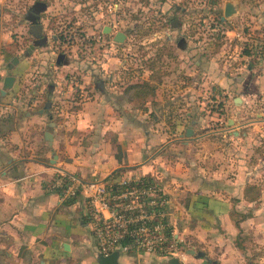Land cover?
<instances>
[{
	"label": "rangeland",
	"instance_id": "obj_1",
	"mask_svg": "<svg viewBox=\"0 0 264 264\" xmlns=\"http://www.w3.org/2000/svg\"><path fill=\"white\" fill-rule=\"evenodd\" d=\"M227 1L236 13L223 18ZM33 23L42 26L39 36L29 30ZM115 32L125 35L121 43L112 40ZM3 56L5 74L14 77L0 97L3 150L16 156L31 150L46 161L47 131L60 136L63 162L64 143L90 156L97 124L77 126L73 117L81 103L93 100L95 82L123 99L128 84L145 82L153 89L148 107L119 106L125 119L132 114L137 127L139 113L160 120L152 129L164 130L165 141L178 138L170 132L176 124L179 134L191 126L192 135L181 139L199 138L187 147L174 141V150L192 156L202 150L203 161L229 170L225 177L242 166L254 172L248 176L260 188L257 203L239 208L264 224V0H0V61ZM61 217L68 230L77 227Z\"/></svg>",
	"mask_w": 264,
	"mask_h": 264
},
{
	"label": "crops",
	"instance_id": "obj_2",
	"mask_svg": "<svg viewBox=\"0 0 264 264\" xmlns=\"http://www.w3.org/2000/svg\"><path fill=\"white\" fill-rule=\"evenodd\" d=\"M13 57L17 59L11 56L10 64ZM4 58L0 61V86L6 76ZM61 61L64 63L63 59ZM93 86V100L81 103L73 117L77 126L89 122L93 126L97 124L90 156L77 155V146L64 143L67 162H63L59 155L61 151L57 149L60 136L54 133H51L50 146L47 141V163L35 158L31 150L16 156L14 151L3 150L0 142V264H97L95 257L98 253L85 224L81 198L61 202L58 192L52 189L53 178L59 177L55 173H63L86 181L117 169L125 174L153 176L167 194L174 234L187 244L186 252L193 250V254L184 255L180 264H244L243 256L233 245L237 229L232 225L228 211L231 206L241 211L239 206L245 205L243 203L249 208L252 202L243 198V188L254 183L248 176L254 172L244 170L242 166L232 170L234 176L225 177L229 170L214 168L211 163L203 161L202 150L194 156L188 153V149L174 150V141L187 147L199 135L182 140L176 124L170 132L172 136L177 134L178 138L165 141L164 130L152 129L160 120L149 121L147 115L139 116V113L135 118L143 117V120L137 127L132 122L133 115L125 119L126 112L119 107L124 108L129 102L116 94H107V90L104 92L102 85L96 82ZM4 95L0 94V97ZM112 97L116 102L111 101ZM149 103L143 107H148ZM64 123L68 124V121ZM137 128H141V133ZM231 133L236 135L234 130ZM165 145L166 148H161ZM225 145L229 146V143ZM200 146L204 147L203 144ZM134 157H141V160L132 162ZM195 158L202 160L195 162ZM215 173L220 177L217 178ZM61 215L65 222L71 223L70 226L77 227L68 230L60 220ZM239 226L252 239L254 249L261 252L258 257L261 260L255 261L264 264L263 222L260 223L252 213ZM117 262L168 264L167 259L143 253H121Z\"/></svg>",
	"mask_w": 264,
	"mask_h": 264
},
{
	"label": "built area",
	"instance_id": "obj_3",
	"mask_svg": "<svg viewBox=\"0 0 264 264\" xmlns=\"http://www.w3.org/2000/svg\"><path fill=\"white\" fill-rule=\"evenodd\" d=\"M61 202L80 197L83 217L98 254H147L182 262L186 250L174 234L169 199L153 176L112 171L82 181L53 180Z\"/></svg>",
	"mask_w": 264,
	"mask_h": 264
},
{
	"label": "trees",
	"instance_id": "obj_4",
	"mask_svg": "<svg viewBox=\"0 0 264 264\" xmlns=\"http://www.w3.org/2000/svg\"><path fill=\"white\" fill-rule=\"evenodd\" d=\"M217 21L219 22V17H217ZM245 54L249 52L244 50ZM152 88L148 86L145 82H134L128 84L124 89L122 94L124 95L127 102H135L138 106H142L143 103L146 102L147 97L152 95ZM119 171L114 170V172ZM58 192L59 189H56ZM260 195V188L256 184H247L243 188V198L247 202L257 203V200ZM229 219L232 225L237 229V233L233 239V245L238 250V252L244 258V264H261L256 262L255 260L260 257L261 252L255 251L252 244V239L243 233L239 224L241 221L251 217V213L237 211L233 206L230 207L228 211Z\"/></svg>",
	"mask_w": 264,
	"mask_h": 264
},
{
	"label": "water",
	"instance_id": "obj_5",
	"mask_svg": "<svg viewBox=\"0 0 264 264\" xmlns=\"http://www.w3.org/2000/svg\"><path fill=\"white\" fill-rule=\"evenodd\" d=\"M30 15H32L35 18V14L33 15L31 12H28ZM236 13V9L235 7L229 2H225L223 5V11H222V17H228L231 16L233 14ZM41 29L42 26L39 23H33L29 25V30L30 32H32L35 36H39L41 34ZM109 31V27L108 26H103L102 28V33L106 34ZM125 35L122 32H115V34L112 37V40L116 43H121L124 39ZM29 47H31V45H29ZM61 54L57 55V59H56V63H58V59L61 58ZM17 61V59L15 57H13L11 59V63L14 64ZM14 77L11 75H6L2 78V82H1V88H0V94L3 95L5 93L6 90H8L12 83H13ZM233 102H239V98L235 97L233 99ZM230 121V120H228ZM195 121L192 120L191 124H194ZM180 137L184 136V137H189L192 135V130H191V126H187L184 129L183 134H179ZM43 137L48 141V144L50 146V142H51V133L45 131L43 132ZM53 158H55V155H53ZM52 162H54V159L51 160ZM65 249H67V245L64 244L63 246ZM187 254H193V250H187L186 252ZM118 252L117 251H112L111 253L107 254V255H102V254H97L95 257V261L97 264H118L117 262V258H118ZM201 256L203 255L202 253L200 254ZM168 264H180V262L172 257L167 259Z\"/></svg>",
	"mask_w": 264,
	"mask_h": 264
}]
</instances>
